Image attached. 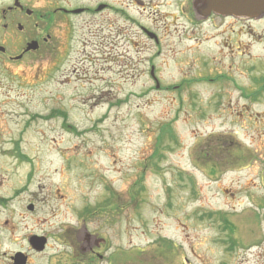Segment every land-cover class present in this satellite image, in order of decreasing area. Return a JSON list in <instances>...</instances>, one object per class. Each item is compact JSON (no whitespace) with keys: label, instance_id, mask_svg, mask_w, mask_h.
Returning <instances> with one entry per match:
<instances>
[{"label":"rangeland","instance_id":"1","mask_svg":"<svg viewBox=\"0 0 264 264\" xmlns=\"http://www.w3.org/2000/svg\"><path fill=\"white\" fill-rule=\"evenodd\" d=\"M127 5L168 28L161 49L80 15L52 52L1 66L0 255L94 209L112 264H264V20L234 23L230 56L209 26H170L173 6L153 22Z\"/></svg>","mask_w":264,"mask_h":264},{"label":"flooded vegetation","instance_id":"2","mask_svg":"<svg viewBox=\"0 0 264 264\" xmlns=\"http://www.w3.org/2000/svg\"><path fill=\"white\" fill-rule=\"evenodd\" d=\"M0 0V68L8 62L14 63L30 57H40L43 51H53L51 47L54 38L52 30L55 28L56 40L68 41L71 38L70 31L74 18L80 15L95 17L99 15L104 22L113 27L114 31L124 38L127 29H121L111 20L110 15L116 14L123 21L136 27L140 36L154 44L155 48L161 49L163 37L167 33V27L153 30L148 26L128 18L126 10L128 5L142 7L143 11H150L153 22L159 21L155 13V7H175L176 14H161L165 19L173 20L170 26H174L176 20L183 19L184 24L201 28L209 26L216 31L212 37L203 34L206 43L216 47L221 46L227 55L234 56V23L243 26L264 20V14L260 17H234L233 15H222L210 12L207 15L196 13L194 9L195 0ZM237 4L248 7L264 9V0H234ZM129 2V3H128ZM206 0H203L205 3ZM152 16V17H151ZM73 24V25H72ZM85 24V23H84ZM160 30V32L158 31ZM135 35L133 32L129 31ZM253 34L252 30H249ZM60 34V36H58ZM195 38V32L189 34ZM226 35L223 42L217 40L220 36ZM258 39L264 40L262 35H256ZM190 37V38H191ZM227 37H231L230 40ZM129 38V37H128ZM141 38V37H140ZM130 39V38H129ZM138 39V37H137ZM214 40V41H213ZM138 41H140L138 39ZM179 41H181L179 39ZM218 43H217V42ZM202 40L197 41L201 45ZM139 42L136 46H141ZM196 44V45H197ZM171 50V49H170ZM157 53H160L157 51ZM155 67L150 63L149 74L158 85L154 75ZM14 72V71H13ZM223 74L216 76V79L208 81L220 82L224 79ZM233 83L230 76H226ZM204 79L207 80L205 77ZM190 83V81H189ZM264 83V81H263ZM158 88V86L156 87ZM170 87H167L169 89ZM104 210L81 209L74 215L73 219L63 224L51 226L44 235H31L25 237V245L20 244L17 251L0 255V264H112L106 252L108 239L102 233L104 227L101 222L106 219ZM97 222V224H91ZM106 237H104V236ZM32 236L41 237L44 246L41 250L31 246ZM141 253L142 250L138 249ZM13 251V250H12ZM22 253V256H16ZM125 255V253H124ZM123 255V256H124ZM126 263V257L120 258V263Z\"/></svg>","mask_w":264,"mask_h":264},{"label":"water","instance_id":"3","mask_svg":"<svg viewBox=\"0 0 264 264\" xmlns=\"http://www.w3.org/2000/svg\"><path fill=\"white\" fill-rule=\"evenodd\" d=\"M194 9L196 13L207 15L214 12L222 15H233L234 17H260L264 14V9L258 7H248L237 4L234 0H195ZM32 210V205L27 207ZM34 248L40 250L43 247V240L39 237H32L30 239ZM21 256V254H17ZM20 264V263H17Z\"/></svg>","mask_w":264,"mask_h":264},{"label":"bare ground","instance_id":"4","mask_svg":"<svg viewBox=\"0 0 264 264\" xmlns=\"http://www.w3.org/2000/svg\"><path fill=\"white\" fill-rule=\"evenodd\" d=\"M252 249H254V248H252ZM250 253L252 254V253H254V252L250 251Z\"/></svg>","mask_w":264,"mask_h":264},{"label":"trees","instance_id":"5","mask_svg":"<svg viewBox=\"0 0 264 264\" xmlns=\"http://www.w3.org/2000/svg\"><path fill=\"white\" fill-rule=\"evenodd\" d=\"M167 132H170V130H167ZM172 137V136H171ZM226 223V222H225Z\"/></svg>","mask_w":264,"mask_h":264}]
</instances>
